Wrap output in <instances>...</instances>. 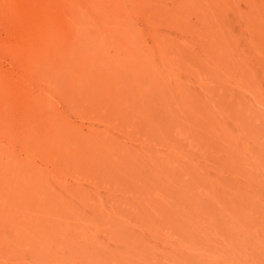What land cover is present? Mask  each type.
<instances>
[{"label": "rangeland", "instance_id": "obj_1", "mask_svg": "<svg viewBox=\"0 0 264 264\" xmlns=\"http://www.w3.org/2000/svg\"><path fill=\"white\" fill-rule=\"evenodd\" d=\"M15 3L0 5V264H264V0ZM108 38L143 101L112 120L93 100ZM107 163L125 192L102 181Z\"/></svg>", "mask_w": 264, "mask_h": 264}, {"label": "bare ground", "instance_id": "obj_2", "mask_svg": "<svg viewBox=\"0 0 264 264\" xmlns=\"http://www.w3.org/2000/svg\"><path fill=\"white\" fill-rule=\"evenodd\" d=\"M245 4V3H244ZM0 5L5 9V11H7L8 13L6 14V15H9V13L11 14H13V11H12V7H14V5H16V3H15V0H0ZM22 5V4H21ZM198 5V4H197ZM197 7V6H196ZM199 9H200V11H202L201 10V6L200 7H198ZM197 8V9H198ZM3 11V10H2ZM204 11V10H203ZM248 11V10H247ZM4 12V11H3ZM2 12V13H3ZM241 12V11H240ZM245 12V11H244ZM246 14H247V12H246ZM116 15V14H115ZM203 15H205V12L203 13ZM248 16V15H247ZM119 17H120V15H119ZM189 17H191L188 21L187 20H184V22H190V25H194V16L192 15V14H188V18ZM205 17V16H204ZM246 17V16H245ZM110 18V19H109ZM109 18H106L107 20H110V21H108V23L106 22V23H104V28H105V26H108V25H110V26H112V27H118L119 26V24L121 23L119 20H117V19H119L118 17H109ZM206 18V17H205ZM241 19V18H240ZM245 20H246V18H245ZM77 22H78V24H80V23H83V21H82V19H78L77 20ZM119 22V24H117ZM124 22V21H123ZM192 25V27H194ZM195 25H196V22H195ZM221 25V24H220ZM215 27H216V25H215ZM218 27V26H217ZM119 29H121V28H119ZM128 29V28H127ZM218 29V28H217ZM217 29L216 30H214V31H217ZM213 31V32H214ZM196 32V31H195ZM131 34V33H130ZM132 35V34H131ZM196 36H197V34H196ZM200 35H198V37H199ZM93 38H95V35H92V37H91V39L92 40H94L95 41V39H93ZM136 39H139L138 37L136 38ZM206 39V38H205ZM54 40V39H53ZM52 41V40H51ZM208 41V43H209V40H207ZM104 41H102V40H98V42H97V47H98V53H97V57H99L100 55H103V54H105L106 55V59H105V61H104V65L106 66V70L105 71H97L96 73H99L100 72V74H103V75H100L99 77H102V76H104V77H106V80H105V85H103L102 86V88L100 87V93L98 94V97H97V99H93V100H98L99 98V100H102V101H105V102H107V104L108 105H110V107H112L113 109H110L109 111L111 112H109L110 113V115L112 116V118H107V119H121V117H122V115L120 114V112L122 111V108H130V107H132L133 106V102H134V108H138L141 104H142V99H141V97H139V96H137V95H135L134 93V96L136 97V99L134 98V101H133V94H131V95H129V90H127V89H122V87L120 86V83L121 82H119L117 79H116V77L117 78H119V77H121V75L122 74H124V71L122 70V64H123V62L125 61V57L122 55V51H121V47L119 46V47H114L113 46V41H110L109 42V38H108V42L107 43H104V44H102ZM90 44H92V45H94V43H92V42H90ZM50 45V44H49ZM138 45V42L137 41H133V46H137ZM94 46H96V45H94ZM203 46V45H202ZM90 47V50H92L93 51V47H91V46H89ZM197 47H198V45H197ZM110 48H114L113 50H114V52H113V54H111V52H110ZM198 48H200V47H198ZM123 50V49H122ZM180 50V49H179ZM212 50V49H211ZM209 53V52H208ZM209 54H211V53H209ZM236 55V54H235ZM235 55H232V56H229L228 58H233V59H235V65H238L239 64V62L241 61V58H239L238 56H235ZM125 56H127V55H125ZM207 56V55H206ZM214 56V55H213ZM237 57H238V59H237ZM237 59V60H236ZM207 60H208V58H207ZM238 60H240V61H238ZM228 62V61H227ZM240 63H242V62H240ZM166 74L168 75V73L166 72ZM170 77V76H169ZM168 77V78H169ZM128 80H129V78H127ZM165 79V78H164ZM169 79H171V78H169ZM156 81V80H155ZM171 81H172V79H171ZM140 82V81H139ZM167 81H165L164 83H166ZM155 83V82H154ZM211 83V82H210ZM134 84V83H133ZM167 84H169V83H167ZM161 86H162V83H161ZM167 86V85H166ZM139 87H140V85H139ZM135 88H136V86H135ZM158 88H161V87H159L158 86ZM116 89H119V92L117 93V90ZM156 89V88H155ZM162 89V88H161ZM166 89V88H165ZM218 89H221V88H218ZM133 90V89H132ZM134 91H136V90H134ZM156 92H158L157 90H155ZM223 91V90H222ZM226 91V90H225ZM228 91V90H227ZM209 92H212V91H209ZM214 92V91H213ZM191 94H192V92H190ZM215 93V92H214ZM221 93V92H220ZM197 94V93H196ZM211 94V93H210ZM222 94V93H221ZM188 95H190V94H188ZM188 95H186V98H188L187 96ZM193 95V94H192ZM195 95V94H194ZM199 95H200V93H199ZM212 95V94H211ZM177 96V95H176ZM191 96V95H190ZM196 96V95H195ZM201 96V95H200ZM204 96V95H203ZM226 96H228V94H226ZM132 98V99H131ZM215 98V97H214ZM180 99V98H179ZM191 98H189V100H190ZM219 99V98H218ZM224 100V99H223ZM225 100H226V97H225ZM224 100V101H225ZM181 101H183V100H181ZM217 102H219L218 100H216ZM215 101V102H216ZM222 101V100H221ZM219 102L218 104L219 105H221L220 103H222V102ZM180 102V101H179ZM226 102H227V104H228V100H226ZM211 103H212V101H211ZM223 104H225L224 102H223ZM230 104V103H229ZM228 104V106L227 107H229L230 105ZM202 105V104H201ZM213 106V105H212ZM215 106V105H214ZM213 106V107H214ZM218 107H220V106H218ZM215 108H217V107H215ZM222 108H224V107H222ZM231 108V107H230ZM233 108V107H232ZM140 109H141V106H140ZM218 109V108H217ZM229 109V108H228ZM126 110V109H125ZM216 110V109H215ZM227 110V109H226ZM231 110V109H230ZM232 110H234V108L232 109ZM246 110H248V109H246ZM130 111V110H129ZM229 111V110H228ZM244 111V110H243ZM215 112V111H214ZM235 112H236V110H235ZM234 112V113H235ZM246 112V111H245ZM219 113V112H218ZM228 113V112H227ZM236 113H238V112H236ZM203 114V113H202ZM229 114V113H228ZM233 114V113H232ZM239 114H241V113H239ZM238 114V115H239ZM243 114V115H242ZM240 116H241V118H243V119H241V120H243L244 121V113H242ZM234 115H236V114H234ZM202 116V115H201ZM217 116V115H216ZM140 117V116H139ZM139 117H137V118H139ZM231 117V116H230ZM235 117V116H234ZM248 117V116H247ZM200 118H202V117H200ZM220 118H222V116L220 117ZM227 118H228V116H227ZM238 120H239V116L238 117H236ZM247 119V118H246ZM248 119H249V117H248ZM209 120V119H208ZM207 120V121H208ZM230 120V119H229ZM240 120V121H241ZM143 121V120H142ZM147 121V120H146ZM146 121H144V122H146ZM207 121H206V123H207ZM231 121V120H230ZM222 123H224V122H222ZM226 123V122H225ZM228 123H230V122H228ZM232 123V122H231ZM174 124V123H173ZM227 124V123H226ZM243 124V123H242ZM223 125V124H222ZM169 126H171V125H169ZM178 126H179V124H178ZM227 126V125H226ZM231 126V125H230ZM230 126L229 127H227L228 128V130H229V128H230ZM234 126V125H233ZM172 127H176V126H172ZM232 127V126H231ZM239 127V126H238ZM180 128V127H179ZM178 128V129H179ZM233 129H235V128H237L236 126H235V128L234 127H232ZM145 129V128H144ZM171 129V128H170ZM170 129H169V131H170ZM168 131V132H169ZM230 131V130H229ZM147 132V131H146ZM151 132V131H150ZM180 132V131H179ZM242 132V131H241ZM176 133V132H175ZM239 133V132H238ZM237 133V137H238V134ZM148 134V133H147ZM154 134V133H153ZM177 134V133H176ZM162 135V134H161ZM171 135H172V133H171ZM180 135V134H179ZM196 135V134H195ZM69 136V135H68ZM177 136V135H176ZM191 136V135H190ZM204 136V135H203ZM233 136V135H232ZM72 137V136H71ZM155 137V136H154ZM242 137V136H241ZM95 139V134L94 135H89V139ZM160 138V137H159ZM234 138V137H233ZM154 140L156 139L157 140V138H153ZM178 139V138H177ZM206 139V138H205ZM210 139H211V137H210ZM242 139H244V138H242ZM171 140V139H170ZM157 141H159V140H157ZM164 141L165 140H162L161 142L162 143H164ZM234 142V140H231V142ZM241 141H243V140H241ZM240 141V142H241ZM166 142H167V140H166ZM233 142H232V144H233ZM91 143H93V142H91ZM235 143V142H234ZM245 143V142H244ZM170 144V143H169ZM231 144V145H232ZM238 144H240V143H238ZM238 144L236 143V145L238 146ZM96 146L97 145H92L91 146V148L90 147H88V152L90 153H93L94 151H96V150H94V149H96ZM242 146L243 145H241V148H242ZM246 145L244 144V146L243 147H245ZM192 147V146H191ZM245 149H247V151L249 150L248 148H246L245 147ZM245 149H243V151L245 150ZM113 150H115V148L113 149ZM183 150V149H182ZM156 152V151H155ZM192 152H193V149H192ZM219 152V151H218ZM240 152H241V150H240ZM249 152V151H248ZM222 153V152H221ZM234 153V152H233ZM228 154V153H227ZM137 155V154H136ZM135 155V156H136ZM233 155H235V153L233 154ZM246 156H248V155H246ZM91 157V156H90ZM132 157V156H131ZM235 157V156H234ZM234 157H233V159H234ZM243 157V156H242ZM249 157V156H248ZM140 158V157H139ZM142 158H144V157H142ZM239 159V158H238ZM241 159V158H240ZM239 159V160H240ZM138 160H140V159H138ZM257 160H259V159H257ZM130 161V160H129ZM144 161V160H143ZM223 161V160H222ZM156 162V161H155ZM154 162V163H155ZM99 164H103L104 162H98ZM222 163V162H221ZM148 164V163H147ZM240 164H242V163H240ZM152 165V164H151ZM222 165V164H221ZM99 166V165H98ZM160 166V165H159ZM168 166H170V165H168ZM225 167H226V165H224ZM230 166V165H229ZM145 167V166H144ZM151 167V166H150ZM237 167V166H236ZM146 168V167H145ZM167 168V167H166ZM171 168V167H170ZM99 170V172H100V175H101V173H103V174H105V176H104V179L102 178V181L103 182H106V185L108 186V188H110L111 189V191L113 192V193H117L119 190H124L126 187H123V185L120 183V181L119 182H117V180H115V179H113L112 177V172L110 171L111 169H110V166H109V164L107 163V164H104V165H102V166H99V168H98ZM132 169V168H131ZM143 169V168H142ZM149 169V168H148ZM163 169V168H162ZM167 169H169V167L167 168ZM197 169H199V168H197ZM225 169V168H224ZM229 169V168H228ZM232 169H234V168H232ZM231 169V170H232ZM202 171V170H201ZM235 171H237V170H235ZM239 171V170H238ZM237 171V172H238ZM133 172V171H132ZM143 172V171H142ZM144 172H145V170H144ZM146 172H148V171H146ZM154 172H155V170H154ZM161 172V171H160ZM167 172V171H166ZM239 172H241V171H239ZM228 173V172H227ZM134 174V173H133ZM148 174V173H147ZM161 174V173H160ZM229 174H232L231 172L229 173ZM206 175V174H205ZM145 176V175H144ZM148 176V175H147ZM45 177V176H44ZM43 176L41 177V178H39V177H34L35 179H33L32 180V182H33V184H36L37 186L39 185V184H43V183H45L46 182V180H48V179H45ZM149 177V176H148ZM46 178H47V176H46ZM149 178H151V177H149ZM148 178V179H149ZM163 178V177H162ZM161 178V179H162ZM172 178H173V176H172ZM196 178V177H195ZM262 178V177H261ZM135 179V178H134ZM143 179V178H142ZM152 179V178H151ZM244 179V178H243ZM241 180V181H239V182H244V180ZM226 180V179H225ZM239 180H240V178H239ZM45 181V182H44ZM162 181H163V179H162ZM226 181H228V180H226ZM248 181V180H247ZM31 182V181H30ZM165 182V181H164ZM167 182H169V181H167ZM252 182V181H251ZM47 183V182H46ZM148 183L149 182H147V185H148ZM166 183V182H165ZM175 183H176V180H175ZM230 183H231V181H230ZM250 183V182H249ZM159 183H157V185H158ZM144 184L142 183V186H143ZM151 185V184H150ZM160 185V184H159ZM207 185V184H206ZM235 185V184H234ZM248 185V184H247ZM247 185H245V186H247ZM253 185V184H252ZM260 185H262V184H259V186ZM3 186V185H2ZM32 186V185H31ZM152 186V185H151ZM156 186V185H155ZM188 186V185H187ZM186 186V187H187ZM209 186V185H208ZM219 186V185H218ZM244 186V187H245ZM264 186V185H263ZM4 187V186H3ZM157 187V186H156ZM160 187V186H159ZM161 187H162V185H161ZM236 187V186H235ZM240 187L242 188L243 186L242 185H240ZM244 187H243V189L242 190H245L244 189ZM256 187V186H255ZM41 188V187H40ZM148 188V187H147ZM210 188V187H209ZM222 188V187H221ZM221 188H219V189H221ZM240 188V189H241ZM250 189H249V192H251L252 191V189H251V186L249 187ZM254 188V187H253ZM259 188V187H258ZM261 188H263V187H261ZM45 189V188H44ZM152 189V191L153 192H155V191H157V190H155L154 188H151ZM154 189V190H153ZM164 189V188H163ZM2 190V189H1ZM42 190V189H41ZM122 190V191H123ZM127 190V188L125 189V191ZM217 190V189H216ZM247 190V189H246ZM251 190V191H250ZM258 190V189H257ZM260 190V189H259ZM262 190V189H261ZM43 191V190H42ZM125 191H123V192H125ZM144 191V190H143ZM142 191V192H143ZM148 192H149V190H147ZM147 191H145V192H147ZM163 191V190H162ZM168 191H170L169 189H168ZM218 191V190H217ZM254 191V190H253ZM28 192V191H27ZM47 192V191H46ZM181 193H182V191H180ZM207 192V191H206ZM244 192V191H243ZM261 192V191H260ZM19 193V192H18ZM56 193V192H55ZM159 193V192H158ZM172 193V192H171ZM176 194L178 193V192H175ZM174 193V194H175ZM208 193V192H207ZM257 193H258V191H257ZM3 194V193H2ZM5 195H6V193H4ZM163 194H165L164 192H163ZM168 194H170V193H168ZM173 194V195H174ZM200 194V193H199ZM216 194H217V192H216ZM225 194V193H224ZM254 194V193H253ZM4 195V196H5ZM20 195V194H19ZM18 195V196H19ZM48 195V194H47ZM47 195H45V196H47ZM67 195V194H66ZM72 195V194H71ZM120 197H121V195L120 194H118ZM125 195H127L126 193H125ZM150 195V194H149ZM159 195V194H158ZM161 195L162 194H160L159 196H160V198H161ZM185 195V194H184ZM183 195V196H184ZM219 195V194H218ZM223 195V194H222ZM255 195V194H254ZM261 195V194H260ZM165 196H166V194H165ZM253 196V195H252ZM152 197V196H151ZM156 197V196H155ZM170 197V196H169ZM174 199H175V197L174 196H172ZM186 197L188 198L189 197V195H186ZM185 197V198H186ZM191 197V196H190ZM190 197H189V199H190ZM193 197V196H192ZM192 197H191V199H192ZM223 197V196H222ZM227 197V196H226ZM232 197V196H231ZM122 198V197H121ZM126 198H127V196H126ZM145 198H146V196H145ZM171 198V197H170ZM224 198H225V196H224ZM236 198V197H235ZM234 198V199H235ZM259 198V197H258ZM16 199V198H15ZM88 199V198H87ZM218 199V198H217ZM222 199V198H221ZM53 200V199H52ZM125 200H127V199H125ZM142 200V199H141ZM199 200V199H198ZM224 200H226V199H224ZM227 200H228V198H227ZM236 200V199H235ZM235 200H233V202L234 203H236L235 202ZM17 201V200H16ZM156 201H161V199L159 200H156ZM155 201V202H156ZM179 201L181 202V200H178V203H179ZM183 201H185V200H183ZM191 201V200H190ZM213 201H215V200H213ZM240 202L242 201V200H239ZM53 203H54V201H52ZM62 202V201H61ZM116 202V201H115ZM145 202V201H144ZM152 202V201H151ZM161 202H165V201H161ZM187 202V201H186ZM192 202V201H191ZM199 202H200V200H199ZM32 203V202H31ZM63 203V202H62ZM75 203H76V201H75ZM127 203V202H126ZM150 203V202H149ZM177 203V204H178ZM234 203H232V204H234ZM238 203V202H237ZM237 203L236 204H234V205H236V207L238 206L237 205ZM78 204V203H77ZM161 205H162V203H160ZM182 204V203H181ZM218 204V203H217ZM244 203H242V205H243ZM58 205V204H57ZM60 205V204H59ZM64 205V204H63ZM79 205V204H78ZM164 205H165V203H164ZM192 205V204H191ZM206 205H207V203H206ZM209 206H210V204H208ZM212 205V204H211ZM261 205V204H260ZM33 206V205H32ZM40 205H38L37 207H39ZM121 206V205H120ZM123 206V205H122ZM190 206V205H189ZM251 206V205H250ZM41 207V206H40ZM123 207H125V206H123ZM204 207H207V206H204ZM217 207V206H216ZM235 207V208H236ZM243 207V206H242ZM241 207V208H242ZM257 207H259V206H257ZM34 208V207H33ZM35 208H36V206H35ZM66 208V207H65ZM126 208V207H125ZM139 208V207H138ZM143 208H144V206H143ZM142 207H141V210L143 209ZM193 208V207H192ZM218 208H219V206H218ZM217 208V209H218ZM234 208V209H235ZM246 208V207H245ZM21 209V208H20ZM38 209V208H37ZM94 209H98V207L96 208V207H92V208H87V211L86 212H91L92 210H94ZM147 209L149 210L150 209V207H147ZM203 209V208H202ZM215 209V208H214ZM243 209V208H242ZM36 209H34V211H35ZM40 210V209H39ZM61 210V209H60ZM83 210V209H82ZM123 210H124V208H123ZM122 210V211H123ZM138 210V209H137ZM140 210V209H139ZM147 210V211H148ZM163 210V209H162ZM191 210V209H190ZM201 210V209H200ZM225 209H223V211H224ZM231 210V209H230ZM238 210H239V208H238ZM245 210V209H244ZM243 210V211H244ZM249 210V209H248ZM38 211V210H37ZM121 211V212H122ZM165 211V210H164ZM164 211H162V213L164 212ZM170 211V210H169ZM209 211V210H208ZM217 211V210H216ZM219 211H221V209L219 210ZM223 211H221L222 213H223ZM237 211V210H236ZM236 211L234 212V213H236ZM61 212H62V210H61ZM64 212H65V210H64ZM166 212V211H165ZM193 212V211H192ZM191 212V213H192ZM212 212V211H211ZM240 212V211H239ZM238 212V213H239ZM245 212V211H244ZM37 213V212H36ZM196 213V212H195ZM63 214V213H62ZM61 214V215H62ZM88 214V213H87ZM141 213L139 212V215H140ZM142 214H146V213H144V211H143V213ZM149 214V213H148ZM171 214H173V213H171ZM179 214V213H178ZM188 214H190V213H188ZM187 213L185 214L186 215V217H187V215H188ZM197 214V213H196ZM237 214V213H236ZM240 214V213H239ZM92 215V214H91ZM135 215V214H134ZM162 215H164V214H161V216ZM184 215V214H183ZM198 215V214H197ZM196 215V216H197ZM215 215H216V212H215ZM220 215H222V214H220ZM229 215H231V214H229ZM234 215V214H233ZM250 215V214H249ZM258 215V214H257ZM64 216V215H63ZM149 216H151V215H149ZM160 216V217H161ZM210 216V215H209ZM223 216V215H222ZM242 216H244V215H242ZM248 216V215H247ZM26 217V216H25ZM65 217V216H64ZM153 217V216H152ZM152 217H150V218H152ZM156 217V216H155ZM174 217V216H173ZM184 217V216H183ZM213 217H215V216H213ZM259 217V216H258ZM143 218V217H142ZM202 218V217H201ZM223 217H221V219H222ZM243 218V217H242ZM69 219V218H68ZM148 219V218H147ZM164 220L166 219V218H163ZM180 219V218H179ZM206 219V218H205ZM208 219V218H207ZM214 220L213 221H215L216 219H217V217L216 218H213ZM153 220V219H152ZM158 220V219H157ZM223 220V219H222ZM148 221V220H147ZM162 221V220H161ZM219 221V220H218ZM207 222H208V220H207ZM222 222V221H221ZM139 223H141V221L139 222ZM183 224H184V221L182 222ZM43 224V223H42ZM142 224V223H141ZM173 224V223H172ZM212 224H214V223H210V225H212ZM23 225V224H22ZM55 225V224H54ZM63 226V225H62ZM193 226V225H192ZM217 227V226H216ZM180 228V227H179ZM252 228V227H251ZM43 229V228H42ZM190 229H191V227H190ZM64 230V229H63ZM219 231V230H218ZM193 232V231H192ZM214 232V231H213ZM220 232V231H219ZM198 233V232H197ZM205 233V232H204ZM188 234V233H187ZM193 234V233H192ZM198 235H199V233H198ZM201 235V234H200ZM10 236V235H9ZM194 236V235H193ZM202 236V235H201ZM197 237V236H196ZM195 237V238H196ZM251 237V236H250ZM198 238H199V236H198ZM205 239L207 240V241H210L207 237H205ZM259 240V239H258ZM203 242V241H202ZM98 243V242H97ZM204 243V242H203ZM205 243H206V241H205ZM210 244V243H209ZM208 244V245H209ZM137 245V244H136ZM25 248V247H24ZM27 248V247H26ZM220 248V247H219ZM251 250V249H250ZM254 250V249H253ZM253 252V251H252ZM125 259V258H124ZM26 260V259H25ZM24 260V261H25ZM147 261V260H146ZM150 261H152V260H150ZM155 263V262H154ZM33 264V263H32ZM222 264V263H221Z\"/></svg>", "mask_w": 264, "mask_h": 264}]
</instances>
